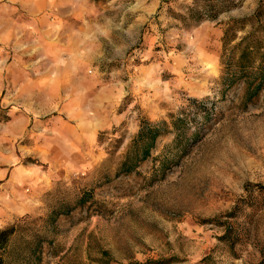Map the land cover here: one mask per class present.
Wrapping results in <instances>:
<instances>
[{"label":"rangeland","instance_id":"obj_1","mask_svg":"<svg viewBox=\"0 0 264 264\" xmlns=\"http://www.w3.org/2000/svg\"><path fill=\"white\" fill-rule=\"evenodd\" d=\"M260 1L188 26L192 0H0V228L28 216L41 264H264V85L220 84ZM141 119L165 133L115 175Z\"/></svg>","mask_w":264,"mask_h":264},{"label":"trees","instance_id":"obj_2","mask_svg":"<svg viewBox=\"0 0 264 264\" xmlns=\"http://www.w3.org/2000/svg\"><path fill=\"white\" fill-rule=\"evenodd\" d=\"M243 0H192L191 5L186 8L184 20L186 25L196 26L199 23L210 20L217 21L218 17L225 12L240 6ZM224 24L222 36L221 64L224 67L220 77V84L229 88L237 82H242L247 90L246 97L251 99L264 85V71H256L253 76V67L264 66V1H260L255 11L246 17L232 18ZM248 27V29H246ZM246 31L244 36L238 37L239 31ZM167 126L165 120L152 122L141 119L138 131L128 144L122 161L118 164L115 175H128L132 173L141 163L146 161L155 145L156 139L165 133ZM177 129V125H173ZM260 189L259 185H253ZM85 194L80 195L74 201L78 208H84L88 202ZM69 204H60L44 220L52 225L60 216L70 213ZM29 217L23 216L10 225L0 228V264H6L10 247L14 239H23V252L17 259V264H41V254L46 244V235L38 232L28 236ZM220 239L229 242L227 234L224 233ZM102 255L105 254L103 251ZM126 264H141L129 262Z\"/></svg>","mask_w":264,"mask_h":264}]
</instances>
